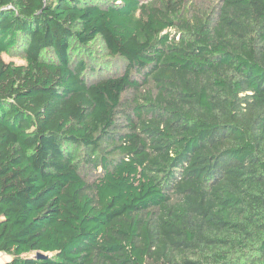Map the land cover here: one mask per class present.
Returning <instances> with one entry per match:
<instances>
[{"label":"trees","instance_id":"obj_1","mask_svg":"<svg viewBox=\"0 0 264 264\" xmlns=\"http://www.w3.org/2000/svg\"><path fill=\"white\" fill-rule=\"evenodd\" d=\"M0 253L264 264V0H0Z\"/></svg>","mask_w":264,"mask_h":264},{"label":"rangeland","instance_id":"obj_2","mask_svg":"<svg viewBox=\"0 0 264 264\" xmlns=\"http://www.w3.org/2000/svg\"><path fill=\"white\" fill-rule=\"evenodd\" d=\"M197 4L202 8L205 7L206 5H209L210 2L213 0H196ZM99 46V44H97ZM17 63H20V60H16ZM11 257L7 254L0 253V264H4L7 261H10Z\"/></svg>","mask_w":264,"mask_h":264},{"label":"water","instance_id":"obj_3","mask_svg":"<svg viewBox=\"0 0 264 264\" xmlns=\"http://www.w3.org/2000/svg\"><path fill=\"white\" fill-rule=\"evenodd\" d=\"M37 257H38V258H41V259H46V258H48V256H46V255H44V254H42V253H38V254H37Z\"/></svg>","mask_w":264,"mask_h":264}]
</instances>
